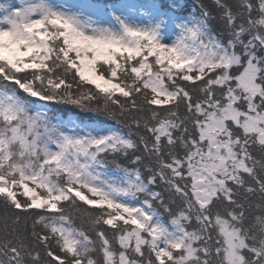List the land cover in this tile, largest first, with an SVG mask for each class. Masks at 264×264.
Listing matches in <instances>:
<instances>
[{
  "label": "snow or ice",
  "instance_id": "1",
  "mask_svg": "<svg viewBox=\"0 0 264 264\" xmlns=\"http://www.w3.org/2000/svg\"><path fill=\"white\" fill-rule=\"evenodd\" d=\"M0 264H264V0L0 2Z\"/></svg>",
  "mask_w": 264,
  "mask_h": 264
},
{
  "label": "trees",
  "instance_id": "2",
  "mask_svg": "<svg viewBox=\"0 0 264 264\" xmlns=\"http://www.w3.org/2000/svg\"><path fill=\"white\" fill-rule=\"evenodd\" d=\"M80 1V0H78ZM122 0H103V2H113V3H120ZM137 3H145L147 2V0H135ZM0 2H5V0H0ZM183 2V0H182ZM189 3H191V0H188ZM137 59H139V57H137ZM154 57H148V61L150 63L154 64ZM94 87V86H93ZM117 95H119V93H116ZM57 115H63V113H57ZM69 115H73L74 117L80 118V117H86L87 114H83V113H79V110L73 109L72 112L69 113ZM87 122V121H86ZM77 223H79V221H77Z\"/></svg>",
  "mask_w": 264,
  "mask_h": 264
},
{
  "label": "rangeland",
  "instance_id": "3",
  "mask_svg": "<svg viewBox=\"0 0 264 264\" xmlns=\"http://www.w3.org/2000/svg\"><path fill=\"white\" fill-rule=\"evenodd\" d=\"M57 2H66V3H69V4H71V3H76V2H80V1H78V0H57ZM122 2V1H121ZM136 2V1H135Z\"/></svg>",
  "mask_w": 264,
  "mask_h": 264
}]
</instances>
